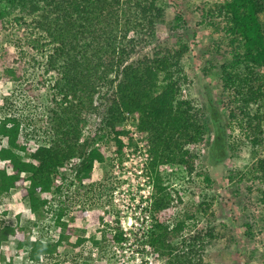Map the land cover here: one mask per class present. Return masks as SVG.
<instances>
[{
  "label": "trees",
  "instance_id": "16d2710c",
  "mask_svg": "<svg viewBox=\"0 0 264 264\" xmlns=\"http://www.w3.org/2000/svg\"><path fill=\"white\" fill-rule=\"evenodd\" d=\"M3 1L11 8L14 24L30 30L31 51L36 50V54L43 56L49 52L44 61L38 58L37 63L40 76L49 75L54 80L53 95L43 106V112L40 111V127L46 125L49 135L40 141L48 142L47 146L36 145L34 135L20 143L23 121L16 114L0 116V139L6 140V145L0 147L3 163L0 196L19 188L20 197L28 201L30 212L43 216L53 211L54 201L61 194L63 187L56 180L59 169L69 160L80 159L71 167L70 186L74 182L91 181L94 164L104 161L106 144L92 146L89 140L79 144L83 113L103 116L105 126L115 134L118 153L123 143L117 137L129 134L120 128L123 114L129 112L136 116L138 130L148 134L151 161L147 167L154 183L155 215L172 200L167 190L169 183L198 171L199 157L189 146L207 143L208 163L212 168L227 159L234 147L227 143V124L210 91L206 92L205 107L200 111L191 101L180 98L178 63L186 47L174 54L155 57L150 64L126 63L136 46L154 40L155 27L164 16L165 5L161 0ZM263 12L264 0H221L206 11L209 19L224 18V35L232 44L237 42L231 62L222 66L223 86L232 92L229 103L238 106L240 121L244 122L254 146L262 142L264 134L261 126L264 122V30L259 20ZM7 15L0 10V45L12 24ZM23 54H10L6 48L0 50V89L23 79V57L20 56ZM45 82L41 80L40 85L44 86ZM31 86L29 83L25 89ZM203 113L213 128L208 142L205 125L200 120ZM253 158L251 173L263 185L258 201L264 208V154ZM175 165L177 172L171 169ZM166 167L171 168L167 171ZM205 180L209 181L210 177L206 175ZM68 200H60L57 219L65 232L49 239L33 238L32 228L21 225L19 215L14 224L0 220V248L10 238L16 240L15 255L7 260L0 253V264H15L16 258H27L36 264H69L80 255L69 253V257H63V242H67L66 248L71 252L79 250L88 239L93 246L100 245L101 235L88 239L79 236L71 241L74 229L68 212L75 202ZM64 215L69 220L63 219ZM77 216L86 219V226L101 223L108 217L105 211L86 208L78 209ZM184 229L185 222L178 221L171 227L166 221L158 220L150 236L151 249L158 256H164L166 264H204L203 249L208 243L203 242L201 250L190 249L202 241L201 230L189 240L182 237L180 250L171 242ZM108 239L113 245L119 240L111 234Z\"/></svg>",
  "mask_w": 264,
  "mask_h": 264
},
{
  "label": "rangeland",
  "instance_id": "374dc122",
  "mask_svg": "<svg viewBox=\"0 0 264 264\" xmlns=\"http://www.w3.org/2000/svg\"><path fill=\"white\" fill-rule=\"evenodd\" d=\"M161 1L165 5L164 16L155 27L154 40L136 46L126 63L134 65L142 61L150 64L155 57L174 54L186 47L178 63L181 72L180 98L191 101L200 111L205 107L206 92L209 90L227 124V143L234 148L230 150L229 156L223 163L212 168L208 163L207 143L189 146L191 152L199 157L198 171L189 177L185 174L169 183L167 190L172 200L166 209L156 214V217L159 221H166L171 227L178 221L185 222V229L171 241L179 250L182 237L184 240H189L196 231L201 230L202 241L194 244L190 249L192 252L201 250L203 242L208 243L207 248L203 249L204 264H264V208L258 201L263 185L260 181L254 180L251 173L252 163L255 160L253 156L264 154L262 148L264 134L261 138L262 142L254 146L245 131L244 122L240 121L242 115L238 106L229 103L233 97L232 92L223 86L222 66L231 62L233 53L237 51V42L232 44L230 38L224 35V18L206 17V11L221 0ZM0 10L8 13L7 19L12 23L10 32L6 34L5 41L0 45V50L6 48L8 53L13 55L24 53L20 55L23 57L21 60L23 79L17 83L9 82L0 89V116L16 114L23 121V126L26 128L21 131L20 143L24 142L25 137L32 138L33 135L34 138L40 137L41 133L45 140L49 135L46 125L40 127V111L43 112V106L53 95L51 86L54 79L49 75L40 76L37 60L40 58L44 61L49 52H44L43 56L40 53L36 54V50L31 51L33 49L29 39L30 30L19 28L14 24L11 8L3 0H0ZM259 20L264 30V12L259 14ZM33 37L35 38L34 35ZM29 61L30 65H28ZM113 78L114 74H111L110 79ZM41 80L46 81L44 86L40 85ZM29 83L32 85L31 88L25 89V85ZM231 114L234 115V119L231 118ZM82 119L84 123L79 144L85 140H89L92 146L106 144V155L103 162L94 164L92 193L90 191L87 193L85 185L81 187L80 192H78L80 185H71L73 187L69 185V181L73 179L71 173L73 162L80 159L73 158L60 168L59 177L62 176L67 180L63 181V192L56 197L54 203L59 204L60 200L65 201V199H69L68 201L78 199L80 193L84 199L85 192L87 196L92 194L93 198L94 188L101 187L102 183L105 185L104 190L109 192L111 190L106 182L113 168L112 161L118 157L115 154L118 151L115 134L105 126L103 116L98 113H83ZM200 120L205 125L208 142L213 134L212 125L206 114L201 115ZM261 126L264 133V122ZM120 128L129 133L117 137L122 141L123 147L127 144L134 145L130 143L135 134L143 142L146 140V149L149 152L148 134H145L146 138H142L134 114L125 112ZM5 144L6 140L1 138L0 147ZM121 153L124 157L125 150ZM2 167L3 163L0 162V168ZM173 167L165 169L168 171ZM206 175L210 177L209 181L205 180ZM113 182L117 181L115 179L108 181L110 185H113ZM135 183L136 181L130 176L127 178L121 176L116 186L126 194L116 195L120 203L129 200ZM40 196L44 198L43 195ZM107 205H114L110 194L107 198H100L97 206L89 205L85 208L101 210ZM73 208L69 210V216L72 217L70 222L74 229L72 233L74 237L71 241H75L79 236L88 239L101 235V243L95 247L88 239L79 250L75 249L71 252L66 248L67 242H65L63 243L65 246L61 248L62 256L69 257V253L80 255L69 264H116L117 261L109 260L115 250V245L108 239L110 234L103 230L99 232L97 224L86 226V219L78 217L77 211L75 213ZM0 214V220L10 224H14L19 215V223L32 228L33 238L49 239L59 234V231H55L44 220L46 213L37 216L30 212L28 201L20 197L19 188L12 190L8 195L0 196ZM65 219L69 220L67 217ZM109 219L111 217L108 216L105 223L107 228L111 226ZM61 229L60 233H64V228ZM15 247L16 240L10 238L2 245L0 253L8 260L15 255ZM151 251L153 252L152 249ZM151 256L154 257L155 264H166L164 256H158L155 252ZM15 263L36 264L21 258H16Z\"/></svg>",
  "mask_w": 264,
  "mask_h": 264
},
{
  "label": "built area",
  "instance_id": "2783aa9c",
  "mask_svg": "<svg viewBox=\"0 0 264 264\" xmlns=\"http://www.w3.org/2000/svg\"><path fill=\"white\" fill-rule=\"evenodd\" d=\"M23 128L25 129L26 127L23 126ZM23 128L21 127V131H23ZM145 134L146 133L141 134L143 136L142 138H146ZM40 139H43L42 133L40 137L34 138L36 145H48V142H42ZM132 140L130 144L134 145L127 144L122 148V151L125 150L124 157L121 156L122 151H120V153H115L118 157H115L114 161H112L113 168L110 172V178H108L109 182L113 179L118 182L121 176L122 178L130 176L136 181L133 186V191L129 196V200L120 203L116 195L118 196L120 193L121 196H123L126 194L125 191L122 190L121 192L117 189V182H113V185H110L112 182L109 184L107 181L108 188H111L110 192L104 190L105 185L102 183L101 187L94 188L95 194L93 198L91 197L92 194L87 196L85 192V197L83 195L84 199H82L80 193L78 199H75L76 201L74 199L72 200V202H75L72 207H74L73 209L76 213L79 208L89 207V205L97 206L100 198H107L110 194L112 201H114V205L104 206L101 210L105 211L107 216L111 217V219H109V224L111 226L108 228L105 226L106 218L101 223L97 224L99 231L103 230L113 236L117 235L119 238L114 244L115 250L112 252L109 260L117 261L116 264H155L154 257L151 256L153 252L149 244L150 236L155 231V225L158 222L152 209L154 183L148 176L147 167L151 161V156L146 149V140L143 142L135 134ZM120 156L121 159H119ZM172 170L177 172L179 170L178 166H174ZM65 180L67 179L61 176L57 178L56 183L63 186V181ZM91 184V181H84L82 183L74 182L72 185H80L78 192H80L81 187L85 185L87 193H89L88 191L92 193ZM62 192L63 189L61 193ZM60 209V204L55 203L53 211L44 218V220L50 224V227L59 232H61V227L57 224V219ZM68 215H70V211ZM65 217L66 215H64L63 219H65ZM47 228L48 227H46V229Z\"/></svg>",
  "mask_w": 264,
  "mask_h": 264
},
{
  "label": "clouds",
  "instance_id": "9594fccd",
  "mask_svg": "<svg viewBox=\"0 0 264 264\" xmlns=\"http://www.w3.org/2000/svg\"><path fill=\"white\" fill-rule=\"evenodd\" d=\"M3 139H5V138H3ZM5 145H6V144H5ZM5 145H2V146H5ZM2 146H1V147H2ZM59 226H60V225H59ZM60 227H61V226H60ZM61 230H62V229H61ZM59 234H61V233L59 232ZM63 243H65V242H63ZM21 259H22V258H21ZM25 259H26L27 261H29L27 258H25ZM16 263H18V261H17ZM16 263H15V264H16Z\"/></svg>",
  "mask_w": 264,
  "mask_h": 264
}]
</instances>
